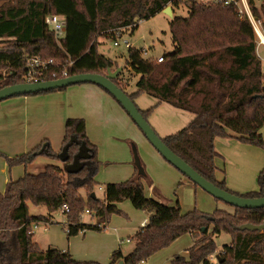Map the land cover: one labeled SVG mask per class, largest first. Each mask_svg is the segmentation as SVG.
Masks as SVG:
<instances>
[{"label":"trees","instance_id":"trees-1","mask_svg":"<svg viewBox=\"0 0 264 264\" xmlns=\"http://www.w3.org/2000/svg\"><path fill=\"white\" fill-rule=\"evenodd\" d=\"M0 4V89L25 82V55L54 59L59 66L68 67L70 76L105 75L108 69H117V64L99 53L100 38L115 41L118 34L134 33L140 22L167 7L171 6L174 13L185 6L189 16L171 22L174 51L164 55L165 62L158 64L145 58L143 49L130 48L126 65L141 77L137 91L127 93L128 83L122 73L114 82L133 101L146 94L158 104L192 114L194 119L188 127L162 138L164 143L219 188L244 198L264 197V169L258 176L257 190L238 194L227 188L224 174L216 167L221 157L216 139L232 138L264 151V71L253 27L241 19L235 6L198 5L191 0H0ZM249 4L264 33V0H249ZM51 15L65 21L60 43L46 24ZM152 109L141 111L146 119ZM72 138L75 142L70 144ZM47 143L10 160L25 165L27 171L9 182L4 194L0 193V264H100L77 261L58 249H40L33 240L32 228L37 223H50L53 214L67 205L68 239L81 232L101 231L111 215L121 213L116 205L125 200L137 210L146 211L149 220L131 239L135 244L132 253L124 256L117 250L110 264H144L185 234L192 235L195 244L188 257L177 256L170 264H211L209 258L218 249L215 237L222 233L231 236V243L223 247V255L216 256L218 264H264V232L238 230L244 224L262 225L264 209L234 208V212L217 211L212 215L183 213L179 203L171 207L146 198L137 169L130 180L108 184L104 199H94L91 194L96 190L97 150L87 137L85 120L68 119L65 124L63 148L69 146L68 163L81 143L92 154L79 173H67L64 164L49 165L36 174L28 172V164L40 156ZM42 154L60 161L50 144ZM218 172L222 173L221 180ZM30 203L46 207L47 215H30ZM86 211L98 220L96 225L83 224Z\"/></svg>","mask_w":264,"mask_h":264},{"label":"rangeland","instance_id":"rangeland-1","mask_svg":"<svg viewBox=\"0 0 264 264\" xmlns=\"http://www.w3.org/2000/svg\"><path fill=\"white\" fill-rule=\"evenodd\" d=\"M255 4L260 6L261 3L256 1ZM188 16L189 10L185 6L176 8L173 18L162 11L149 20L140 22L134 33H123L124 36L119 40L121 43L119 46H115V41L112 39H99V53L116 63L117 68H123L121 73L128 83L127 93L129 95L137 91L136 85L141 77L126 65L129 49L122 42L128 41L132 48L143 49L147 59L155 60L159 56L171 54L174 51L170 30L171 22L175 18ZM256 42L257 45L260 42L257 36ZM258 52L264 71V47L259 46ZM79 88L91 90L96 88L103 96ZM14 98L0 102L1 114L4 115L10 111L8 108L11 104H3ZM20 98L22 103L19 104L17 110L21 124L18 132L14 136L15 139L12 138L8 142L6 138H0V145L8 144L11 148H20L25 141L32 144L34 140L41 139L55 148V143L65 137L66 118L84 119L87 137L97 150L98 168L94 181L96 183L95 194L98 199H104V189L108 184L123 183L136 176L133 150L135 148L145 171V177L141 178V183L146 198L155 199L171 207L179 203L183 213L197 211L212 215L217 211L234 212L232 206L212 197L168 163L148 142L118 102L100 87L93 84H80L60 91L20 96ZM25 98L26 101H24ZM134 102L140 111L153 108L147 120L160 138L178 133L188 127L194 118L192 114L177 110L167 104H158L155 99L146 94H140ZM12 140L14 145L10 143ZM1 151L0 192H4L10 181H16L26 174V166L10 163V160L15 159L16 156H10ZM259 159L256 167L249 169L247 165L240 171L247 185H251L252 189L248 190L249 192L257 189L258 176L264 169V164H261L262 160ZM49 165L60 166L62 164L42 154L29 163L27 169L28 172L36 174ZM216 167L224 174L228 188V183L234 180L233 176L230 179L232 175L230 164L217 160ZM82 194L87 203L86 194L84 192ZM116 206L121 213L111 215L109 221L102 225L106 228L101 231L81 232L68 239L67 215L60 211L53 214L50 223L41 222L33 226V240L42 250H47L49 247L58 249L69 253L77 261L110 264L112 253L115 250H121L125 256L132 252L134 242L122 243L119 246L118 238L124 241L129 238L133 239L139 229L149 220V214L146 211L137 210L130 200H125ZM29 212L32 216L47 215V208L36 207L30 203ZM82 222L87 225H96L98 220L84 213ZM215 241L218 249L209 258L211 264H218L216 256L223 255V247L231 243V236L222 233L215 237ZM194 244L193 236L185 234L170 246L152 255L145 261V264H170L177 256L188 257V251Z\"/></svg>","mask_w":264,"mask_h":264},{"label":"water","instance_id":"water-1","mask_svg":"<svg viewBox=\"0 0 264 264\" xmlns=\"http://www.w3.org/2000/svg\"><path fill=\"white\" fill-rule=\"evenodd\" d=\"M163 12L170 18H173L174 16L171 7H167ZM122 71L123 68L119 67L114 71L108 69L105 75L80 74L61 80L47 81L41 83H21L7 86L0 89V102L14 97L36 95L80 84L96 85L106 91L118 102V104L128 114V116L144 134L148 142L157 150V152L168 163L174 166L179 172H181L195 185L203 189L215 199L222 201L227 205L232 206L233 208H241L247 210L264 209V197L244 198L227 192L219 188L212 182L206 180L181 157L174 153L151 127V125L148 123V120L144 117V115L136 106L135 102L130 98V96L115 84L114 80L119 76ZM74 142L75 138H72L70 144ZM48 147L49 144H45L42 150L38 153V155H41L42 153H47ZM68 149L69 146L64 147L62 151L58 154V159L62 164H64V169L67 173L77 174L84 168L85 165L89 163V161L92 159V154L87 145L85 143H81L79 146L78 153L73 157V161L71 163H68V161L70 160ZM133 150L135 154L134 165L137 169L138 176L145 177V171L136 153V149L133 148ZM35 156H37V154ZM91 197L94 199L97 198L95 193H92ZM238 230L250 232H264V223L262 225L244 224L238 227ZM120 264H123V262H121Z\"/></svg>","mask_w":264,"mask_h":264},{"label":"crops","instance_id":"crops-1","mask_svg":"<svg viewBox=\"0 0 264 264\" xmlns=\"http://www.w3.org/2000/svg\"><path fill=\"white\" fill-rule=\"evenodd\" d=\"M0 6H1V4H0ZM259 46H263L264 47V44L262 43V41H260L258 43V47H257V53H258V56L260 58V55H259V52H258L259 51ZM260 60H261V58H260ZM112 70H116V68H114ZM79 89H84V90L87 89L88 92L92 91V92L96 93V95H98V94L102 95V93H99L96 88L93 89V90H91L89 88H79ZM24 101H26V98H25ZM21 103H22L21 102V98L20 97H15L14 99L6 101V103L3 104V105L11 104L10 108H8V109H10L9 112H6L3 115V114H1L2 110H0V115H1L0 116V138L1 139L2 138H6L7 142L10 141L12 138L15 139L14 136L17 134L18 128H19V126L21 124L20 123L21 122L20 115H19V112L17 110L19 108V106H20L19 104H21ZM68 119L69 118H66V121ZM21 126L23 127L24 125H21ZM14 130H17V131H14ZM64 139H65V137H64ZM64 139H60L57 143H55V148L51 147L54 150V152L59 154L62 151ZM43 142L44 141H42L41 139L34 140V142L32 144H29L28 141L26 143V141H25L23 146L20 147V148L19 147L11 148L10 146H8V144H2V145H0V148L4 147L5 149H0V151L1 150H5V151H1V152H5V153H7L10 156L18 157V156H22V155H25V154H28V153L32 152L39 145H41ZM10 143L14 145L13 140ZM215 147H216L218 153L221 156L218 160L227 162V164H230V166L232 168V173H231L232 175H230V179L233 176L234 180H232V181H230V183H228V188L232 192H235V193H238V194H240V193H249L248 190H250L252 188H250L251 185L250 186L247 185V181L241 175V172H240L241 168L242 167H246L247 165H248L249 169L254 168V166L256 167L257 166L256 164H257L259 158H260L259 160H262V161H260L261 164H264V151L259 150L258 148H255V147H251V146L242 144L239 141H237L236 139H232V138H230V139H216ZM16 149H17V151H15ZM13 152H16V153H13ZM217 178H218V180H221V178H222V175L219 172L217 173ZM4 192H0V193L4 194ZM250 192H252V191H250ZM142 227H144V226H142ZM131 242H132L131 238L127 239L126 241H124L123 239H119L118 238L119 246H121L122 243L130 244ZM49 248H51V247H49ZM134 248H135V244L133 243V248H132L131 251H133Z\"/></svg>","mask_w":264,"mask_h":264},{"label":"built area","instance_id":"built-area-1","mask_svg":"<svg viewBox=\"0 0 264 264\" xmlns=\"http://www.w3.org/2000/svg\"><path fill=\"white\" fill-rule=\"evenodd\" d=\"M181 2H186L188 0H180ZM198 5H206L212 3H220L225 6L233 5L237 9V12L241 19L250 22L255 35L262 41V36H264L262 30V23L256 20L250 8L249 0H191ZM170 7V6H169ZM46 24L54 32L56 41L60 43L62 37L65 34V21L60 16L51 15L46 18ZM123 33L118 34L114 45L119 46L121 43L119 40L123 37ZM128 49L132 48L128 41L122 42ZM144 52V50H143ZM144 52V56H145ZM25 65V75L24 83H41L47 81L61 80L71 77L68 72L67 66L58 65L54 59H43L39 56H24ZM158 64L164 61V55L159 56L155 59ZM73 63L70 62L68 65L71 66ZM50 79V80H48ZM61 212L66 215L70 212V208L67 205L62 207ZM86 214L91 216V212L86 211Z\"/></svg>","mask_w":264,"mask_h":264},{"label":"bare ground","instance_id":"bare-ground-1","mask_svg":"<svg viewBox=\"0 0 264 264\" xmlns=\"http://www.w3.org/2000/svg\"><path fill=\"white\" fill-rule=\"evenodd\" d=\"M262 43L264 44V36H262Z\"/></svg>","mask_w":264,"mask_h":264}]
</instances>
